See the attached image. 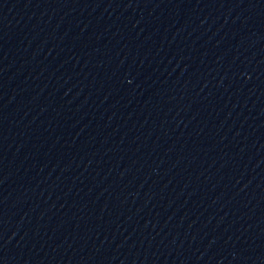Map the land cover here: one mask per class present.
I'll list each match as a JSON object with an SVG mask.
<instances>
[{"label":"water","instance_id":"1","mask_svg":"<svg viewBox=\"0 0 264 264\" xmlns=\"http://www.w3.org/2000/svg\"><path fill=\"white\" fill-rule=\"evenodd\" d=\"M0 264H264V0H0Z\"/></svg>","mask_w":264,"mask_h":264}]
</instances>
